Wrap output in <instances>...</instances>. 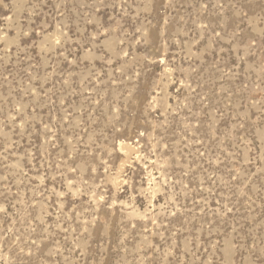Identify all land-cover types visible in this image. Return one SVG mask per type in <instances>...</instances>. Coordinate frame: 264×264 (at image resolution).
I'll use <instances>...</instances> for the list:
<instances>
[{"label": "rangeland", "instance_id": "obj_1", "mask_svg": "<svg viewBox=\"0 0 264 264\" xmlns=\"http://www.w3.org/2000/svg\"><path fill=\"white\" fill-rule=\"evenodd\" d=\"M0 264H264V0H0Z\"/></svg>", "mask_w": 264, "mask_h": 264}]
</instances>
